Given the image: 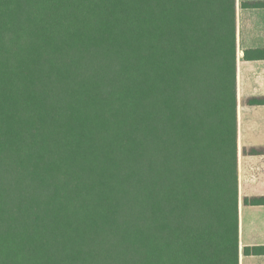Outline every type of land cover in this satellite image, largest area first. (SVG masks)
I'll return each instance as SVG.
<instances>
[{
  "label": "trees",
  "instance_id": "obj_1",
  "mask_svg": "<svg viewBox=\"0 0 264 264\" xmlns=\"http://www.w3.org/2000/svg\"><path fill=\"white\" fill-rule=\"evenodd\" d=\"M237 198L235 0H0V264H237Z\"/></svg>",
  "mask_w": 264,
  "mask_h": 264
},
{
  "label": "crops",
  "instance_id": "obj_2",
  "mask_svg": "<svg viewBox=\"0 0 264 264\" xmlns=\"http://www.w3.org/2000/svg\"><path fill=\"white\" fill-rule=\"evenodd\" d=\"M237 102V264H264V0H235ZM248 57H247V56ZM257 99L259 102L250 103ZM250 149L261 150L257 154Z\"/></svg>",
  "mask_w": 264,
  "mask_h": 264
}]
</instances>
